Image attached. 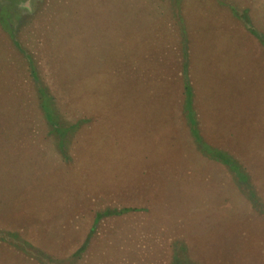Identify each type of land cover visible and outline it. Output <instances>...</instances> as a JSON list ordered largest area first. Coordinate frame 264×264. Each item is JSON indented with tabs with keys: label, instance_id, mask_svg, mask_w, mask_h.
<instances>
[{
	"label": "rangeland",
	"instance_id": "374dc122",
	"mask_svg": "<svg viewBox=\"0 0 264 264\" xmlns=\"http://www.w3.org/2000/svg\"><path fill=\"white\" fill-rule=\"evenodd\" d=\"M230 6L264 33V0H0V264H264V47ZM186 38L200 132L254 199L189 130ZM40 89L82 123L65 145Z\"/></svg>",
	"mask_w": 264,
	"mask_h": 264
},
{
	"label": "trees",
	"instance_id": "16d2710c",
	"mask_svg": "<svg viewBox=\"0 0 264 264\" xmlns=\"http://www.w3.org/2000/svg\"><path fill=\"white\" fill-rule=\"evenodd\" d=\"M18 6V9L20 10V6ZM230 9L234 16L243 22V24L246 26V28L249 30L250 33H252L254 36H256V39L259 41L260 45L264 47V33L259 34L256 32V29L251 27L249 24L251 23V19H249L248 16H250L249 8H237L234 6H230ZM183 28V34L185 35ZM14 37L15 36H11ZM187 37V36H186ZM14 44L18 49H21L20 42H18L16 39H14ZM186 43L183 44V50H182V70H183V95H184V108L186 112V120L189 123V130L192 134V137L194 138V141L198 147V150L208 157L209 159L213 161L220 162L223 164L227 170L233 175V177L238 180L240 183H246L248 184V188L251 191V198H255V193L252 191L251 187V179L249 174L246 172L243 164L226 148H222L220 146L214 145L209 141H206L203 137V135L200 132V129L198 127V119H197V113L196 110H194V88L193 85L189 79V61H188V40L186 38ZM30 71L32 74H36L34 66L31 64ZM40 94L37 99V103L39 106V109L44 117V119L47 121L48 125L51 128V134L53 137L58 141L60 146L65 145L66 142L69 141V135L78 127L81 126V121L72 123L70 125H62L61 122L58 121V116L56 114V110L53 109L52 102H50L49 98L46 99L43 94V90H39ZM47 93V92H46ZM52 99V98H50ZM52 101V100H51ZM8 114V113H5ZM3 117V115L1 114ZM4 117L3 121H6L5 124L8 125V121ZM129 209L123 208V209H107L103 212L98 213L96 217V223L101 220L104 216H110V215H118L123 214L127 212ZM243 241L240 240L238 242L233 243L234 246L240 247L239 245H243ZM232 245V246H233ZM86 247V244L82 246V250ZM226 252V251H225ZM224 252V253H225ZM222 253L220 255V258L226 257L225 254ZM219 256V255H218ZM216 255H212L213 258H218ZM173 264H184V260L176 254L174 257Z\"/></svg>",
	"mask_w": 264,
	"mask_h": 264
}]
</instances>
